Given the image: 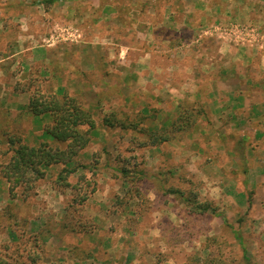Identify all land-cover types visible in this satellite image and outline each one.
Returning a JSON list of instances; mask_svg holds the SVG:
<instances>
[{
	"label": "crops",
	"instance_id": "0c3cea01",
	"mask_svg": "<svg viewBox=\"0 0 264 264\" xmlns=\"http://www.w3.org/2000/svg\"><path fill=\"white\" fill-rule=\"evenodd\" d=\"M59 1L64 4L58 7ZM85 1L91 5L77 14L74 0H49L54 4L49 6L50 28L76 27L87 34L78 44L66 42L69 51L63 58L56 55V42L45 48V57L49 59L50 76L58 79L55 91L60 86L65 93L79 95L82 108L92 114L96 124L90 130V142L79 155L86 167L75 168L72 176L76 177L80 169L88 179L94 174L97 189L86 202L93 203L90 205L98 212L97 217L100 214L94 201L104 203L103 197L110 198L108 193L114 191L111 199L115 203L122 198L119 202L129 204L125 211H118L124 218L143 219L134 207L143 202L152 206V224L145 235L165 240L173 233L157 221L170 216L167 210L173 194L179 192H192L199 203L239 208L257 204L264 209V46L239 48L227 40L197 39L199 29L219 19L216 2L176 5L177 18L170 16L166 5L158 8L150 4L142 12L136 0L124 6L115 0ZM4 3L7 0H0L1 65L9 59L8 52H2V38L8 35L4 30L10 27L11 15ZM228 7L235 20L240 14L249 21H264V14L251 2H230ZM27 8L23 20H19L23 28L38 20L37 9ZM237 9L241 10L238 15ZM58 12L63 13V19ZM158 12L159 20H154ZM45 51L32 47L15 55L24 62L38 61ZM58 60L64 63L57 66ZM8 77V69L1 67L0 141L8 134L3 115L18 118L22 112L28 118L33 116L22 108L30 95L26 103L20 102L18 95L27 92L12 90ZM31 121L34 123L33 118ZM82 129H88L87 125ZM43 135L44 130L38 136ZM141 184L146 194L139 199L135 191L142 188ZM49 185L52 199L65 207L66 196L54 190L52 180ZM123 189L130 191L127 197L122 195ZM263 212L255 216L258 221L264 222ZM60 213L66 216V209L58 208L57 221L62 219ZM82 214L90 217L85 211ZM91 219L96 220L93 216ZM137 231L98 228L90 247L95 254L94 264H143L136 257L140 247L126 243L139 236ZM49 234L58 240L46 242L44 255L36 264H82V258L73 250L77 246L66 243L61 233L51 230ZM121 237L126 239L122 241ZM155 242L146 244L144 264H167L169 261L160 259L165 245L159 242L162 247L158 248ZM99 250L106 253L105 262L100 261ZM90 259L83 261L90 264L86 261Z\"/></svg>",
	"mask_w": 264,
	"mask_h": 264
},
{
	"label": "rangeland",
	"instance_id": "374dc122",
	"mask_svg": "<svg viewBox=\"0 0 264 264\" xmlns=\"http://www.w3.org/2000/svg\"><path fill=\"white\" fill-rule=\"evenodd\" d=\"M74 1L73 3L78 9L77 14H80V9L88 8L91 5L90 2L85 0ZM245 1L247 3L251 2L259 13L264 14V6L261 9L258 8L263 5L261 4V0H258V2L257 0H136V4L142 12L150 4L158 8L166 5L169 6L170 16L176 15L178 18L179 14L178 10L175 9L176 5L201 6L202 4L207 5L210 2L212 4H215V2L219 3L218 5L215 4L218 12H220V14L218 13L219 19L203 26L195 35L199 40L216 38L221 41L223 39L219 37L218 27L234 22L255 24L261 27L264 33V21H249L244 18L245 16L238 15L239 11L241 13L240 9L235 10L238 19L235 20L231 16L232 9L228 7V4L230 2L240 4ZM115 2L120 6H124L129 0H115ZM63 4L64 2L59 1L58 7ZM50 5L54 4L50 3L49 0H7V3L3 5L4 7H8L11 13L8 23L10 27L4 30L8 35L6 38H2V52H8L9 59L3 62V65L0 64V68L5 66L8 69V79L12 90L27 92V95H18V98H21L19 101L22 103H26L28 95H30V98L34 93L36 97L39 94L46 97L54 92H57L58 96L67 94L75 97L79 102L81 101L79 95L69 92L65 93L64 88L60 86L55 91L58 79L50 76V64L49 59L45 57L47 55V51H45L47 49L45 48H48L49 44L56 42L58 50L56 55L59 57L61 54L63 58L65 52L69 51L65 47L66 42L78 44V40L86 37V31L90 34L94 31L84 30L85 34L82 33L83 30H79L76 27L50 28L48 23ZM27 6H33V8L37 9L36 16L38 17L36 18L38 20H35L33 26H25L23 28L20 27V24L23 22L19 20H23L22 15H24L26 10L28 11ZM170 6H174V8ZM58 14V17L62 16L63 19V13L58 12ZM160 15V12L154 15V20H159ZM29 16L31 17V15ZM76 16L78 17V15ZM39 17L44 22L42 20L39 21ZM29 20L31 21L33 18H29ZM89 37L94 38L91 35ZM262 41L264 42V39ZM262 46H264V43L262 45L236 47L259 48ZM32 47L35 50L45 51L43 52L44 55L38 57L40 58L38 61L30 60L24 62L18 58L20 55H15ZM28 53H30L29 50L26 51L27 55ZM59 63L62 64L64 62L58 60L57 66H59ZM29 102L22 108L28 109ZM30 114L32 113L30 112ZM8 116H11V113ZM27 118V115L22 114V112L18 118L13 116L7 118L5 115L1 118L4 121L8 134L6 133L5 136L7 139L4 138L5 140L0 141V262H5V264H20V262L25 264L38 263V259L44 255L43 246L47 245L46 242L50 243L52 240L57 242L58 240L50 236L49 233L53 230L58 234L61 233L66 243L77 246L73 250L82 258V264H87V262L83 261L86 258H91L86 261L94 264L96 260H94L93 255L95 254L92 253L90 247L91 242L95 241V236L92 234L98 228H105L106 230L133 228L138 230L139 236L131 237L130 241L127 239L126 243L136 244L140 247L136 252V257L143 264L146 262L148 256V249L145 246L148 244V241L152 240H156L155 244L157 245L155 246L158 248L162 247L159 246L160 243L165 245V252L159 255L160 259L164 258L165 261H169L167 264H173L172 260L174 259L172 257L175 258L178 264H264V236H262L264 222L258 221L255 217L260 216L264 209L257 204H250L247 207L239 208L238 206L235 207L234 205L221 203V205L216 206L210 205L211 209L202 213L194 210L199 201L194 197L192 192L185 191L179 192L178 195L173 194V201L170 200L172 204L169 206V210H167V212H170L168 213L170 216L167 217L166 215L165 218L163 217L157 221L158 225L163 227L165 231L168 230V232H172L173 234L167 235L164 238L165 240H161L160 237L152 239L145 235L147 229L152 224V206H149L146 202L134 207L136 211L141 212L143 219H138V217L124 218L118 215V211H125V207H128L129 204L127 203L125 206L121 203L123 202L122 198L119 199L121 202L116 200L117 203H115L113 201L114 198L111 199V194L114 191L112 193L110 191L108 193L110 198L106 199L103 197L104 203H96L94 201V204H98V208L96 205L94 206H96L100 214L97 217L96 213L98 212L90 205L93 203L86 202V199L90 198L97 189L92 177L94 174L88 179L86 174L81 173L83 169H80V172L74 175L76 177L72 176L75 168L86 167L79 156L80 154L78 157H75L74 162L66 166L62 163L46 166L43 169L45 174L40 178L36 177L34 171L30 170L27 173L26 179H24L25 181L20 178L19 182L12 187L5 177L3 170L12 161L16 148L20 145H28L30 147H40L42 144L50 146L58 145L55 143V139L53 140L51 136L46 134V130L53 124V119L50 115L40 118L39 115L33 114L32 117ZM31 118L34 119L35 124L41 126L35 127ZM43 122L44 124H42ZM42 130H44V135L38 136ZM26 134L28 137L24 136ZM103 163H105V160H103ZM64 168L72 170L71 173L66 174L65 179L60 177L64 174ZM51 180L52 187L55 188L54 190L67 197H65L67 201H65V207L60 204L61 201L52 199L53 190L52 188L50 189L49 185V181ZM14 181L17 182L18 180ZM81 182L84 185L82 188L80 187ZM68 187L71 190L65 194ZM129 193L128 189L122 190V195L125 197ZM135 193L139 199H142L146 194V189L142 185V188L137 189ZM50 199H52V204L49 202ZM58 202L59 204L57 205ZM88 204L89 206L86 208ZM58 208L66 209L67 212L64 217H62V213L59 214H62L60 221H57L55 216ZM55 210L57 211L56 213H54ZM126 210L129 211L128 209ZM83 211L87 212L90 217L83 215ZM228 215L230 223L224 221ZM239 215L241 217H238ZM91 216L96 218V220L91 219ZM76 239L79 240V244L76 243ZM124 239L126 237H121L122 241ZM182 246H185V248L183 249ZM97 255L100 261H106L107 255L104 250H99Z\"/></svg>",
	"mask_w": 264,
	"mask_h": 264
},
{
	"label": "trees",
	"instance_id": "16d2710c",
	"mask_svg": "<svg viewBox=\"0 0 264 264\" xmlns=\"http://www.w3.org/2000/svg\"><path fill=\"white\" fill-rule=\"evenodd\" d=\"M39 96L41 95L36 97L35 93L31 96L28 109L36 116L50 115L52 117L53 124L46 130V134L51 136L53 140L55 139V143L58 145L42 144L40 147L20 145L16 148L12 161L3 170L12 187L19 182L20 178L26 179L30 170L34 171L35 176L40 178L44 176L43 169L46 166L55 163H62L66 166L74 162L75 157H78L90 142V130L96 125L92 114L83 109L75 97L67 94L58 96L56 93L46 97ZM84 125H87L88 129H82L81 126ZM71 172L72 170L64 168V174L62 173L63 175L60 177L65 179L66 174ZM210 209L208 203H198L194 208V210L202 213ZM224 221L230 223L228 218H225ZM0 264H5V262H0Z\"/></svg>",
	"mask_w": 264,
	"mask_h": 264
},
{
	"label": "built area",
	"instance_id": "2783aa9c",
	"mask_svg": "<svg viewBox=\"0 0 264 264\" xmlns=\"http://www.w3.org/2000/svg\"><path fill=\"white\" fill-rule=\"evenodd\" d=\"M218 28L219 37L229 41L232 45L255 46L264 43L262 28L252 23L234 22Z\"/></svg>",
	"mask_w": 264,
	"mask_h": 264
}]
</instances>
